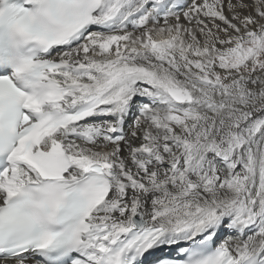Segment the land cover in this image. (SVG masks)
Here are the masks:
<instances>
[{"label":"snow or ice","instance_id":"obj_1","mask_svg":"<svg viewBox=\"0 0 264 264\" xmlns=\"http://www.w3.org/2000/svg\"><path fill=\"white\" fill-rule=\"evenodd\" d=\"M0 264H264V0H0Z\"/></svg>","mask_w":264,"mask_h":264}]
</instances>
